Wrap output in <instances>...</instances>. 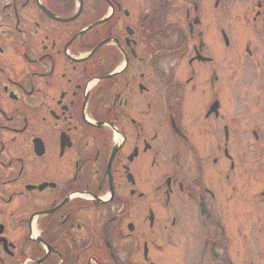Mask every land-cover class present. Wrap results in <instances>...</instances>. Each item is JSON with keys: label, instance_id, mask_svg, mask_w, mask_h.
Returning <instances> with one entry per match:
<instances>
[{"label": "flooded vegetation", "instance_id": "1", "mask_svg": "<svg viewBox=\"0 0 264 264\" xmlns=\"http://www.w3.org/2000/svg\"><path fill=\"white\" fill-rule=\"evenodd\" d=\"M262 138L264 0H0V264H253Z\"/></svg>", "mask_w": 264, "mask_h": 264}, {"label": "rangeland", "instance_id": "2", "mask_svg": "<svg viewBox=\"0 0 264 264\" xmlns=\"http://www.w3.org/2000/svg\"><path fill=\"white\" fill-rule=\"evenodd\" d=\"M260 143L262 146L259 149H262V154L259 157V167L264 168V138ZM261 172H259V181L264 180V173ZM254 186L252 193L257 189L256 184ZM246 209L247 261L257 264L256 260L259 259V264H264V198L259 195L258 207L254 205L253 200L248 199Z\"/></svg>", "mask_w": 264, "mask_h": 264}]
</instances>
